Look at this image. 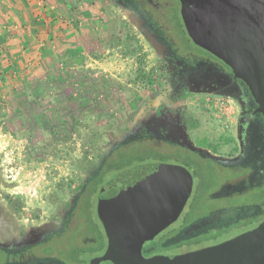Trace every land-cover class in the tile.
Listing matches in <instances>:
<instances>
[{
	"label": "flooded vegetation",
	"instance_id": "flooded-vegetation-1",
	"mask_svg": "<svg viewBox=\"0 0 264 264\" xmlns=\"http://www.w3.org/2000/svg\"><path fill=\"white\" fill-rule=\"evenodd\" d=\"M79 2L118 22L146 71L69 190L30 213L20 195L0 190V264H112L102 259L109 242L98 213L102 189L109 185L112 226L144 227L163 219L161 198H172L178 167L190 176L189 195L178 216L141 244L142 256L196 251L255 228L264 220V116L246 82L193 40L180 0ZM145 151L152 158L140 157ZM136 168L149 180L170 173L169 189L147 181L146 191L137 175L117 178Z\"/></svg>",
	"mask_w": 264,
	"mask_h": 264
},
{
	"label": "rangeland",
	"instance_id": "rangeland-1",
	"mask_svg": "<svg viewBox=\"0 0 264 264\" xmlns=\"http://www.w3.org/2000/svg\"><path fill=\"white\" fill-rule=\"evenodd\" d=\"M70 1L81 8L67 11L64 1L56 6L61 29L67 25L64 19L72 23L70 34L66 26L56 42L80 52L70 50L71 56L65 52L60 58L67 64H62L65 80L53 87L56 94L45 105L37 100L33 110L15 111L9 99L0 106V163L6 173L0 190L20 195L27 213L69 190L87 153L105 139L116 114L140 90L146 71L140 50L129 44L118 22L95 6ZM140 157L152 155L141 152Z\"/></svg>",
	"mask_w": 264,
	"mask_h": 264
},
{
	"label": "water",
	"instance_id": "water-1",
	"mask_svg": "<svg viewBox=\"0 0 264 264\" xmlns=\"http://www.w3.org/2000/svg\"><path fill=\"white\" fill-rule=\"evenodd\" d=\"M180 1L181 13L193 40L222 58L234 74L246 82L264 116V0ZM142 168L127 171L117 178L129 180L137 175L139 185L142 184L146 191L152 188L144 186L147 181H156L163 190L169 189L170 179L167 178H170V173L158 170L155 179H143ZM176 169L172 167V176ZM178 169L179 176L172 179V198H161L162 205L166 204L168 208L167 211L162 210L163 219L144 227H135L138 220L134 225L125 222L122 227L112 226L107 214L109 185L102 189L98 213L109 238L102 259L112 264H264V220L253 229L203 249L176 255L142 256L141 244L178 216L189 195L190 176L185 175L183 169ZM5 177L3 172L1 180L6 181ZM142 187L137 190H142Z\"/></svg>",
	"mask_w": 264,
	"mask_h": 264
},
{
	"label": "crops",
	"instance_id": "crops-1",
	"mask_svg": "<svg viewBox=\"0 0 264 264\" xmlns=\"http://www.w3.org/2000/svg\"><path fill=\"white\" fill-rule=\"evenodd\" d=\"M47 16L28 0H0V95L11 100L15 111L22 107L33 110L37 100L47 104L56 94L53 87L65 80L59 60L70 49L56 42L65 27L61 29L57 17L48 22Z\"/></svg>",
	"mask_w": 264,
	"mask_h": 264
},
{
	"label": "built area",
	"instance_id": "built-area-1",
	"mask_svg": "<svg viewBox=\"0 0 264 264\" xmlns=\"http://www.w3.org/2000/svg\"><path fill=\"white\" fill-rule=\"evenodd\" d=\"M29 3L31 5H33L34 9H37L39 12H43L45 14H48L47 19L49 20L48 22L52 23L54 19L53 17H57V21L59 23H61V17L59 15H56L54 12H56V6L61 3L62 1H64L67 6H65L66 10L68 11H79V8H81L80 3H75L73 1H70L69 4V0H28ZM65 5V4H64ZM72 7V8H71ZM55 15V16H54ZM78 20V19H76ZM71 21H75V18H72ZM57 22V23H58ZM64 22L67 23L66 26H68V28L70 29V26L72 25V23H70V20H66L64 19ZM71 24V25H70ZM80 24V23H78ZM65 26V27H66ZM43 46V42L41 41L39 44V47ZM62 62H59L60 67H62ZM2 83V79H0V84ZM5 95H0V106L5 104Z\"/></svg>",
	"mask_w": 264,
	"mask_h": 264
},
{
	"label": "trees",
	"instance_id": "trees-1",
	"mask_svg": "<svg viewBox=\"0 0 264 264\" xmlns=\"http://www.w3.org/2000/svg\"><path fill=\"white\" fill-rule=\"evenodd\" d=\"M84 29H85V31H88V27L87 26H85ZM73 48H75V50H73ZM69 49L72 50V51H74V52L75 51L76 52H80L79 49L75 45H72V44L69 45ZM68 53H70L69 56H71V52L69 51ZM60 62H62L63 65H66L67 64V61H60Z\"/></svg>",
	"mask_w": 264,
	"mask_h": 264
}]
</instances>
